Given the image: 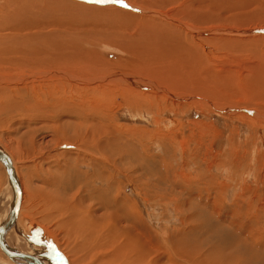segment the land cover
<instances>
[{
	"label": "rangeland",
	"instance_id": "1",
	"mask_svg": "<svg viewBox=\"0 0 264 264\" xmlns=\"http://www.w3.org/2000/svg\"><path fill=\"white\" fill-rule=\"evenodd\" d=\"M6 1L0 0V8ZM71 1L87 12L56 6ZM149 1L38 0L29 6L37 8L35 14L42 9L53 11L26 33L70 34L77 41V54H89L97 65L107 61L100 81L97 77L75 79L74 74L64 75V86L49 75L21 81L13 78L0 51V147L13 158L23 190L12 225L20 247L8 248L55 264H85L93 253L103 259L114 249L105 247L104 254L96 244L86 251L78 249L80 241L69 240L61 224L69 218L62 217V206H81L92 208L96 219L104 216L103 238L111 235L109 227L129 231L135 224L146 235L152 234L150 264H264V0ZM90 10L97 17L90 16ZM107 10L128 16L123 19ZM110 14L122 18L115 17L114 23ZM149 23L179 39L173 42L177 57L190 62L195 77L188 78L183 62L177 61L178 78L184 73L185 80L210 92L189 94L167 86L173 73L169 41L162 43L165 53L160 57L154 50L139 57L133 39L154 37L153 30H144ZM0 32L11 36L13 30ZM185 46L192 49L187 57L182 54ZM153 64L159 68L158 78L148 68ZM204 64L215 74L199 76ZM122 75L129 81L121 83ZM96 81L102 88L91 91L99 95L91 96L96 113L91 112L92 118L86 121L88 129L92 126V136L86 139V130L81 135L73 133L72 124L81 119L69 110L75 104L71 107L67 101L59 108L43 102L54 92L70 95L72 84L91 89ZM155 81L165 89L157 88ZM20 89L25 91L23 98ZM105 96V105H97ZM9 183L7 165L0 159V223L13 203L2 201ZM101 201L112 204L106 210ZM9 231L3 235L6 242L12 239ZM250 250L253 256L248 258ZM0 264L18 263L0 248Z\"/></svg>",
	"mask_w": 264,
	"mask_h": 264
},
{
	"label": "bare ground",
	"instance_id": "2",
	"mask_svg": "<svg viewBox=\"0 0 264 264\" xmlns=\"http://www.w3.org/2000/svg\"><path fill=\"white\" fill-rule=\"evenodd\" d=\"M22 1H23V4L20 3L19 0H7L6 1V6L0 8V30H6V29H8V30L9 29H12L13 30L11 36H9V34H7V32H4V33H1L0 32V51L3 52V53H1V55H6L7 56V57L6 56H3L2 57V60H3V62L7 66L9 65L7 68H8V70L10 72H12L14 74V77L13 78H19V80L22 81V80L27 79V78L34 79V78H36V75H45V77H46V75H49L51 77H54L55 76L57 78V80L60 82V85H63V86H64V81H63L64 77L65 76L67 78L68 77H73V74L76 75L75 76V79L76 78H81V77H86V79H91L92 77H97V79L100 81L101 75H103L105 73L104 70H106L105 65L108 64L107 61L105 60L106 61V63H105L104 60L103 61L101 60L102 61L101 64H104V65H99L100 64L99 62H97V63H99L97 65V64H95V63L93 64L91 62V60H90L91 57H90L89 54H85V55H82L83 53L82 54H77L76 51L79 49V47L77 46V41L74 40L70 34L59 33V31H56L55 33H45L44 30H41L40 33H38V34H31V32L26 33V31L28 29H32V27L35 26V24L37 22H39L42 17H45L46 16V13L47 12H50L51 9H50V11L48 10L46 13H45V10L42 9L39 14H35V10L37 8L34 9V10H32V9L29 8V6L32 4V2L35 3V1H38V0H22ZM94 1H97V2H112V3H114L113 1H117V0H94ZM151 2H153V0H151ZM58 4L56 6H63V7H68V8L72 6V8H70L71 10H69L68 8H66L67 10H65V11H69V12H73L74 11L76 13H79V12L82 13V11L83 12L84 11L87 12L86 9L81 8L75 2L72 3V1L70 3H68V5H65V4L62 5L60 3H58ZM12 5H13V10L11 8ZM8 6L10 7V9H9ZM56 6H54V7H56ZM6 8H8V10H6ZM47 8L49 9V7L46 6V9ZM92 11L91 10L89 11V15L90 16H96L97 17L98 14L97 15H94V13ZM142 11L144 12V10H142ZM106 12H110L111 14H117V15L120 14L123 17V19H124V17H127L128 16V14H125V13H123L121 11H118V10H109V11L107 10ZM47 15H50V14H47ZM117 15H115V16L111 15V16H113L112 18H115L116 17L117 19L122 18L120 15L119 16H117ZM74 17H76V16H74ZM12 18H13V20H12ZM62 18H63V16H62ZM116 18L115 19H112V20H114V23H115ZM71 19H73V18H71ZM125 19H127V18H125ZM74 20H75V18H74ZM117 22H118V20H117ZM109 24H111V23H109ZM39 27L40 26H38L37 28H39ZM145 28H144V30H146L148 32L151 31V33H152V30H153L154 31L153 32L154 33L153 34L154 37H151V35L149 34L150 36H146V37L145 36L144 37L143 36H141V37L139 36L138 37L136 35L137 36L136 39H133L132 38L133 41H135V46L137 45L134 49L138 52L139 57H143L149 50H154L156 52L157 56L160 57V55H163L165 53V51L161 47L162 43H164L166 41H169L172 44L173 50L171 52V58H172V60H171V67H172L173 73H172V78H171L170 83L167 84L168 87H171V89L173 91L175 90V91L182 92V93L184 91L186 93L187 92L188 93L189 92L192 93V92L197 91L196 93H199V94H206V92H210V90L207 89V88H201L199 86L194 85L193 82L185 80L188 76H189L188 78H190V79H191V77L194 78L195 77V71L193 73V70L194 69L191 67L189 61L188 62L187 61H184L181 56L177 57L178 51L176 50V47L173 45V42L179 41V39H177V37L175 36V34L173 32H170V31H167L166 32L162 28H159V27L155 26L152 23L151 24L149 23V25L147 27H145ZM139 32H138V35L140 33L142 34V31L140 33ZM128 39H130V38H128ZM86 40H87V37H86ZM81 45H84V44H81ZM182 50H183V53H182L183 56H186V55L189 54V52L192 49H190V46L189 47L185 46V47H182ZM93 54L95 55L94 52H93ZM141 59L142 58H140L139 60H141ZM96 61H98V60H96ZM177 61H182L183 62L184 67H185V71L184 72L187 75L186 78H184V76H185L184 73H183L182 79H179L178 78L177 71H176ZM80 63H82V65ZM140 64H141V66H144V61L141 62ZM90 68L92 69L91 71H93V73L92 72L90 73ZM148 68L154 71V77L155 78L156 77L157 78L160 77V74L158 73L159 68H158L157 64L150 65V66H148ZM88 69H89V71H88ZM211 72H213V74H215L213 70L209 69L206 66V64H204L203 66L201 65V68L198 70L199 76L200 75L202 76V75H205V74H208V75L212 76L211 75ZM27 73H29V74L26 75ZM115 76H117V75H115ZM115 76H113V77H115ZM119 78H120L121 83H122L123 80L124 81H129V79H127L125 75H122ZM43 79H45V78H43ZM49 79H52V78H49ZM148 79H150V78H148ZM12 81L14 82L15 80H12ZM155 82H156V85L155 86L157 88H159L161 90H164L165 89V86L164 85L160 84L157 81H155ZM118 83H117V85H118ZM149 83H151V82H149ZM11 84H13V83H11ZM35 84H39V83H35ZM35 84H33L32 86H35ZM101 85H100V83H98V84L92 86L91 89H88V88H76L72 84L71 90L68 89L69 90L68 92L71 91L70 92L71 93L70 95H65V94H62L61 95V94H58L57 92H54L53 95H51L50 98H49V101H48L49 103L48 102H46V103L43 102V105L46 106V107H48V106H50V107H53V106L57 107V106L65 103L67 101L68 102H71V107H72L73 104H75V106L72 107L71 109L69 108V110H71V113L74 114L75 117L81 118V119L79 121H77V122L74 120L75 123L72 124L73 125V127H72L73 128V133H74V135H76V134L81 135L82 132L84 130H86V133H85V135H87L86 136V139L88 138V136H89L88 139H90L91 136H92V134H91L92 132H90L89 129L92 126H90V128L88 129V127H86V121H87V123L89 122L88 119H91L92 118L91 117V112L94 113L95 110H96L95 108L92 107L93 104H91V96L94 97V98H97L98 95H99L97 93H91V91L100 92V90L102 88ZM104 86H106V85H104ZM123 86H124V83H123ZM120 88H122V87H120ZM20 90H21L20 92H21V95H22V98H23L24 97L23 96V93L25 91H23L22 89H20ZM0 97H3V96H0ZM99 100H100V102L98 104L97 103L96 104L97 105H100V106H104L105 105V100L107 101L108 99L105 96V97H100ZM94 107H96V106H94ZM59 108H60V106H59ZM98 110H101V108H99ZM66 111H68V108H67ZM0 113H2V109L1 108H0ZM56 114L59 115L60 113L59 114L56 113ZM68 115H69V113L67 114V116ZM60 118H61V116H60ZM93 119H97V118H93ZM61 124H63V123H61ZM60 127H61V125H59V128ZM64 127L65 128L68 127L69 129H71L70 126H64ZM96 128H94L95 129L94 130V134H98V132H99V130H96ZM116 135L118 136V134H116ZM75 137L77 138V136H75ZM78 138H80V137H78ZM118 138L121 139V136L120 137L118 136ZM105 140H107V139H105ZM115 140H116V138L114 139V141ZM96 142H97V140H96ZM93 143H94V141H93ZM107 145L109 146V144H107ZM125 146H126V143H125ZM123 147H124V145H123ZM98 148H100V147H98ZM106 148H109V147L106 146ZM118 148L121 149V147H118ZM0 149H2V148L0 147ZM2 150H4V149H2ZM131 150H133V149H131ZM128 152H130V150ZM6 154L9 157V159H4V158H0V159H2L5 162V164L7 165L8 175H9V178H10L11 183H9L10 184L9 185V189L5 192V199H3L2 201L3 202H9L8 204H10L11 200H13L12 206L10 205L11 207L8 210V213L11 210L10 213H9V216H10L12 214V212L14 211L15 205L17 203V199H18V195H19L18 189L21 190V193H20L21 194L20 206H21L22 200H23V190H22V185L20 183L21 181L19 180L18 173H17L16 168H15V165L13 163V158L7 152H6ZM106 154H107V152H106ZM128 158H129V156H128ZM138 159H139V157H138ZM129 160H131V159H129ZM131 163H133V162H131ZM11 170H12V174H13V176L15 178V182L10 177V174H11L10 171ZM10 191H12V196L11 197H10ZM7 193H8V195H7ZM64 201H65V199H64ZM102 202L103 201H101V203ZM110 204H112L111 201H109V204H103L102 205V208H105L106 210H108ZM7 208H9V207H7ZM71 208H70V206H69V208L66 207V206H62V208L60 209L61 210L60 212H61L62 217H66V215L69 216V218L67 220H65V221H62L61 224H62L63 227H65L66 232H67L66 234H67V237H68L69 240H71L72 237H73V238H75V239H77V240L80 241V244H79L78 249H81L83 251H86V250H89L90 246H92L94 244L98 245L95 248H102V250H104L105 247L106 248H109V249H114V252L107 253V255H105V257H104V255L102 256V254H101V256L103 257V259H100L99 257L95 256L94 253H93L90 256V258H89L90 261H85V264H94V263H92V261L94 259H95V261L96 260L99 261L98 264H115L114 262L116 260H120L121 261V264H146L147 263V258L149 256V252H151V250H152V244H153V235L152 234H150V235L147 234L146 235L144 233L143 229L142 230L139 229L136 224L133 225L131 227V229H129V231L126 228L121 227V226L117 230H115L117 227H115V228L109 227L108 228V231L111 233V235L105 237L106 238V241H105L106 243H105L104 242V239L105 238H103L101 236V233H100V226L104 224V222H103V219H104L103 217L104 216L103 215L102 216H97V219H96V217H94L95 216V213H94V211H93L92 208H90L89 210L88 209H84L81 206H75L74 209H71ZM0 210H1V207H0ZM19 210H20V207H19ZM19 210H18V212H19ZM117 212H119V211H117ZM8 213H6V215ZM119 213H121V212H119ZM9 216L7 218H9ZM17 217H18V213H17L14 221L6 229V230H8V229L10 230L8 232V235L11 234L10 236H12V239L9 237L10 239L8 238L7 239V242L5 241L6 239L3 240V235L5 233L4 232L2 234V242L5 245L14 246V247H18L19 248L20 246L16 245V242H17L16 239H18V236H17V234H16L15 231H17V230L15 228H13V226L15 225L13 223L16 221ZM99 217H101V218H99ZM105 218H107L106 215H105ZM98 220H102V222L101 223H98ZM4 221H2L0 223V228H2L1 226L4 223ZM92 224H94V226H95L94 230H91V225ZM248 229H250V228H248ZM239 234H240V232H239ZM244 234L246 235V234H249V233H244ZM193 235L195 236L196 233H193ZM185 236H183V237H185ZM250 236L252 237V235H250ZM201 244H202V242H199L198 243V246H201ZM0 248H1V244H0ZM247 248H248V246H247ZM102 250H100V253H102ZM2 251H3V249H2ZM11 252H13V251H11ZM104 252H105V250L103 251V254H104ZM236 252H237V250H236ZM13 253L16 254L14 257H10L6 253L5 254H6V256L8 258H10L11 260H13L14 262H16L18 264L25 263L23 261L19 262L17 260L18 258H22L23 260H26V261L29 259L30 263H26V264H38V261L41 264H55L54 262H51L50 260H47V259L42 260V258L40 259V258L36 257L35 255L29 254V253H26V252H23V251H15L14 250ZM20 253L25 254V256L23 255V257H22L21 255H17V254H20ZM257 253H260V251H258ZM81 254H83V253H81ZM238 254H239V252H238ZM251 255L252 254H251V250H250V256H248V258L249 257L251 258ZM153 256H152V258H153ZM243 256L246 258L245 254ZM244 257L242 259H244ZM239 258H241V257H239ZM89 259L87 258V260H89ZM252 259H253V257H252ZM52 261H54V260H52ZM156 263H158V262H156ZM147 264H150V262H148Z\"/></svg>",
	"mask_w": 264,
	"mask_h": 264
},
{
	"label": "water",
	"instance_id": "3",
	"mask_svg": "<svg viewBox=\"0 0 264 264\" xmlns=\"http://www.w3.org/2000/svg\"><path fill=\"white\" fill-rule=\"evenodd\" d=\"M0 158H4V159H9V157L7 156V154H6V152L4 151V150H2V149H0ZM11 172V174H10V177H11V179H13V181L15 182V178H14V176H13V174H12V170L10 171ZM18 193H19V195H18V199H17V203H16V205H15V209H14V211L12 212V214L9 216V218H7L5 221H4V223L2 224V228H0V244H1V248L3 249V251L7 254V255H9L10 257H14L16 254L15 253H13V252H11L10 250H9V248L5 245V244H3V242H2V234L6 231V229L11 225V223L14 221V219H15V217H16V215H17V213H18V210H19V207H20V201H21V190L20 189H18ZM17 255H21L22 257H23V255L25 256V254H23V253H20V254H17ZM38 261V260H37ZM38 264H41V263H39V261H38Z\"/></svg>",
	"mask_w": 264,
	"mask_h": 264
},
{
	"label": "crops",
	"instance_id": "4",
	"mask_svg": "<svg viewBox=\"0 0 264 264\" xmlns=\"http://www.w3.org/2000/svg\"><path fill=\"white\" fill-rule=\"evenodd\" d=\"M6 246H8L9 247V245H6ZM16 251V250H15Z\"/></svg>",
	"mask_w": 264,
	"mask_h": 264
}]
</instances>
